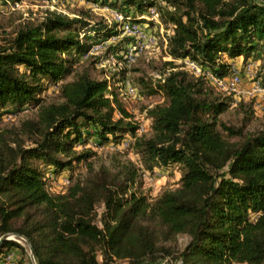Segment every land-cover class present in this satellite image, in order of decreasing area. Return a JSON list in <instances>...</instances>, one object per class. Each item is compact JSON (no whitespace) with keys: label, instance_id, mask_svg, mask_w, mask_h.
Returning <instances> with one entry per match:
<instances>
[{"label":"trees","instance_id":"1","mask_svg":"<svg viewBox=\"0 0 264 264\" xmlns=\"http://www.w3.org/2000/svg\"><path fill=\"white\" fill-rule=\"evenodd\" d=\"M84 1L116 11L124 22L145 23L148 8L156 9L172 31L164 52L170 61L162 62L158 79L139 77L137 86L164 101L145 108L149 124L137 133L114 85L131 67L110 74L113 89L87 70L73 75L94 44L118 34L115 23L48 11L0 43V120L8 108L36 109L32 118L0 127V237L26 238L36 264H264V127L245 131L253 102H238V109L248 108L241 126L222 122L231 99L205 76L225 77L238 59L260 53L264 71V0ZM127 41L85 60L94 65ZM184 59L202 74L183 69L177 62ZM49 86L57 87L56 101L40 97ZM89 130L100 145L129 138L138 164L125 159L94 169L86 163L84 177L65 193L50 194L41 168L57 177L95 156L75 150ZM173 166L177 188L154 200L142 193L143 172ZM97 206L104 208L100 226ZM180 236L187 243L178 251ZM14 248L25 255L14 241L0 244V264Z\"/></svg>","mask_w":264,"mask_h":264},{"label":"rangeland","instance_id":"2","mask_svg":"<svg viewBox=\"0 0 264 264\" xmlns=\"http://www.w3.org/2000/svg\"><path fill=\"white\" fill-rule=\"evenodd\" d=\"M14 2H19L20 8L14 12H0V43H4L6 40L11 38L14 33L24 25L28 23H36L42 21L45 15L50 12H57L64 14L70 18H83L90 23H105L112 25L113 23L118 25V34L114 35L107 40L101 41L100 43H105L103 52L108 46H120L122 39L125 37L121 36L120 24L113 20V11L105 6L101 7L96 4H90L84 0H10ZM160 0H156L159 4ZM106 8L108 10H106ZM168 28L169 26H164ZM170 29V27H169ZM158 37V47L153 50H147L142 53L131 69L125 74V78L118 83H114L115 87H120L119 98L123 104L124 109L132 115V120L138 123L139 126H143L145 129L149 120L145 116V108L151 107L155 104H160L164 101V96L161 93L154 95H142L141 89L137 86V79L139 77H144L146 80L149 78L158 79V69L161 68L162 62L170 61L168 57H164V43ZM128 39V38H126ZM167 40V38H166ZM130 39L124 43L121 50L116 54H111L107 58L101 59L98 63L91 65L89 61H86L88 54L83 55L79 58L78 64L75 66L74 74L82 73L87 70L90 76L95 80H106L108 85L113 81L110 74L119 71L121 68L118 66L121 60V53L124 51ZM95 45V44H94ZM101 52L95 54L98 55ZM94 55V56H95ZM177 63H180L179 61ZM250 64V72L244 73L246 65ZM261 53L252 55L246 62L240 58L236 61V67L242 70V80L245 87H249L251 81L254 79H259L264 84V71L261 69ZM245 68V69H244ZM71 75L64 79L63 82L71 81L74 76ZM255 77V78H254ZM115 79H118L117 77ZM117 81V80H115ZM134 89V92L130 94L128 90V85ZM60 84V83H58ZM44 84V86H46ZM110 88L113 89L112 86ZM143 90V89H142ZM224 95V94H222ZM230 97L231 106L230 108L220 116V120L224 122L227 126L239 127L243 124V119L245 117V111L248 110L247 107L244 109H238V102L244 101L245 103L253 102V117L251 121L246 124L245 131L248 133H253L264 127V101L263 100H239L232 96L224 95ZM46 102L56 101L58 98L57 87L49 86L40 96ZM5 114L2 115L0 120V127L8 128L13 125H18L21 121L25 119L32 118L35 115V108H23L21 111L11 110L8 108L5 110ZM115 118H119V113L114 114ZM93 130H89L88 136L84 132V136H88V141L84 145H76V151H84L90 149L95 156H92L86 161L80 163H73L71 170H64L61 175L55 177L52 175L50 169L44 170L45 172V183L47 190L50 194H63L65 193L67 187L72 183L71 181L77 177H84L86 175V163L91 162L94 169H97L100 165L113 167L114 162L119 160H130L135 164H138L137 156L128 148L129 138H125L119 144H116L109 137L108 142L104 144H99L97 138L92 135ZM180 173L177 166H173L168 169H154L152 172H143L138 178L137 183H139V188L144 195H146L150 200L157 198L165 190H174L179 185ZM104 208L102 206H97L95 209V222L100 226V216ZM255 218V217H254ZM11 241L18 243L25 250V255H22L18 249H11L5 258L6 264H18L23 261L24 264H28L27 259L30 260V251L28 245L23 239L9 237ZM1 239V237H0ZM187 243L186 236L178 237L177 249L182 250ZM98 260L101 261V257L98 255ZM31 262V260H30ZM167 263H172L170 260L165 261ZM163 262L162 264H165ZM32 264V263H31ZM116 264H125L124 262H116ZM175 264H181L177 262Z\"/></svg>","mask_w":264,"mask_h":264},{"label":"built area","instance_id":"3","mask_svg":"<svg viewBox=\"0 0 264 264\" xmlns=\"http://www.w3.org/2000/svg\"><path fill=\"white\" fill-rule=\"evenodd\" d=\"M18 3L10 0H0V12H14L20 8ZM106 10L108 9L106 8ZM110 12L113 13V20L120 24L121 36L130 39V42L121 53V60L118 65L121 69L130 68L142 53H145L147 50L156 49L158 47L157 35L163 41L165 49L167 45L166 38L172 35V31L171 28L164 27L154 7L148 8L146 14L142 17L145 23L124 22L121 14L116 11ZM104 45L105 43L93 45L88 56L101 52ZM179 62L182 63L183 69L194 76L198 77L202 74L201 69L194 62L187 59ZM250 68L251 65L247 64L246 69L244 68V73L247 72L249 74ZM242 70L233 66L229 75L225 77H217L210 73H206L205 76L210 85L221 94L232 96L239 100L260 99L264 101V84L257 78L251 81L249 87H245L242 80ZM126 84L128 85L127 91L132 94L134 89L127 82ZM143 131L144 128L140 125L137 133Z\"/></svg>","mask_w":264,"mask_h":264},{"label":"water","instance_id":"4","mask_svg":"<svg viewBox=\"0 0 264 264\" xmlns=\"http://www.w3.org/2000/svg\"><path fill=\"white\" fill-rule=\"evenodd\" d=\"M9 237H15V238L23 239V240L25 241V243H26V244L28 245V247H29V251H30V255H29V256H30L31 263H32V264H36V263H35V260H34V256H33V249H32V247H31L29 241H28L26 238H24V237H22V236H19V235H16V234H7V235L3 236V237L0 239V244H1L3 241L11 240Z\"/></svg>","mask_w":264,"mask_h":264},{"label":"crops","instance_id":"5","mask_svg":"<svg viewBox=\"0 0 264 264\" xmlns=\"http://www.w3.org/2000/svg\"><path fill=\"white\" fill-rule=\"evenodd\" d=\"M239 60V59H238Z\"/></svg>","mask_w":264,"mask_h":264}]
</instances>
